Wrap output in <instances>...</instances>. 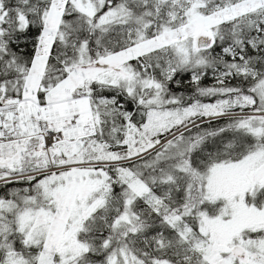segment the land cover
<instances>
[{
  "label": "snow or ice",
  "instance_id": "obj_1",
  "mask_svg": "<svg viewBox=\"0 0 264 264\" xmlns=\"http://www.w3.org/2000/svg\"><path fill=\"white\" fill-rule=\"evenodd\" d=\"M0 264H264V0H0Z\"/></svg>",
  "mask_w": 264,
  "mask_h": 264
},
{
  "label": "trees",
  "instance_id": "obj_2",
  "mask_svg": "<svg viewBox=\"0 0 264 264\" xmlns=\"http://www.w3.org/2000/svg\"><path fill=\"white\" fill-rule=\"evenodd\" d=\"M204 83H205V84H210L211 81H210V80H205Z\"/></svg>",
  "mask_w": 264,
  "mask_h": 264
}]
</instances>
